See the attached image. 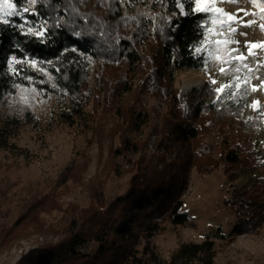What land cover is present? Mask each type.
<instances>
[{
    "label": "trees",
    "instance_id": "obj_1",
    "mask_svg": "<svg viewBox=\"0 0 264 264\" xmlns=\"http://www.w3.org/2000/svg\"><path fill=\"white\" fill-rule=\"evenodd\" d=\"M143 1L145 13L134 14L119 0H10L22 17L0 20V149L16 148L10 140L19 130L37 125L31 109L20 114L11 101L29 87L45 94L55 87L68 102L58 120L73 127L85 114L92 131L78 161L55 178L10 182L2 176L0 209L15 201L21 214L11 227L0 226V255L22 240L43 238L14 264H214L209 240L181 244L168 260L149 242L167 223L189 219L180 208L193 171L207 175L222 166L234 182L241 166L264 168L248 146L261 121L248 112L245 88L236 95L227 90L221 108L205 110L182 101L173 86V75L201 70L209 59L204 48L212 14L196 11L195 0H180L182 15L175 0ZM165 5L174 13L171 22L162 15ZM90 57L101 63L94 88ZM155 101L162 102L159 110L149 104ZM215 132L234 146L217 143ZM128 174L127 191L106 205V179ZM224 204L238 221L233 233H253L264 218V177L232 190Z\"/></svg>",
    "mask_w": 264,
    "mask_h": 264
},
{
    "label": "rangeland",
    "instance_id": "obj_2",
    "mask_svg": "<svg viewBox=\"0 0 264 264\" xmlns=\"http://www.w3.org/2000/svg\"><path fill=\"white\" fill-rule=\"evenodd\" d=\"M121 2L130 6L134 14L144 12L146 7L143 0L134 4L130 1L128 3L127 0ZM7 3H11L10 0H7ZM7 3L0 0V7H7ZM261 5H264V0H255V3L252 0H236L235 3L229 0H201V6L209 8L208 12L214 18L209 40L204 48L209 54V59L200 71L185 70L173 75V86L182 101L191 100L195 108L202 106L205 110L207 107L217 110L222 107L225 101L222 98L227 90L231 95L241 92L245 87V78L250 77L254 71L253 67H257L259 71L256 77L264 76V47H260L264 45V28L261 27L264 25V10ZM175 8L182 15L180 0H175ZM161 12L162 15H171L166 5L161 7ZM22 14L23 12H20V15ZM61 14L66 16L64 10ZM11 17L14 16H7L5 19L9 20ZM34 31L38 33L41 30ZM237 50L245 51L247 56L238 55ZM144 52L145 49L142 54ZM247 57L253 58L250 64L246 62ZM90 61L89 87L94 88L95 75L101 63L93 57H90ZM50 76L52 80L51 73ZM260 83V86L249 89L248 112L254 114L258 110L262 121L258 126V133L252 135L248 146L259 160H264V80ZM52 90L45 94L44 90L40 91L34 87L19 89L17 96L11 100L20 114L21 111L31 109L37 119V125L29 124L19 130L17 136L10 140L16 148L0 149V185L3 183V175L10 182L17 179L55 178L65 167L78 161L79 154L88 147L92 131L86 115L77 120L73 127L61 123L58 120V112L68 106L67 98L55 87ZM149 104H153L158 110L162 107L160 101ZM250 120L246 121L248 125H251ZM217 133L219 132L211 135L215 141L218 140L217 143L231 146L229 148L234 146L230 138V143H222L224 136ZM154 142L155 136H152L147 146L150 152L154 150ZM149 145H152V149ZM89 151L92 155L89 169L91 176L95 169L94 155L98 150L93 145ZM246 162L250 165V162ZM236 174V181L230 182L222 166L207 175H199L193 171L189 187L181 198L180 208V212L189 219L180 225L167 223L164 229L150 240L149 247L161 258L168 260L181 244L209 240L214 245V264H264V218L253 233L234 234L233 230L238 221L232 210L224 204V201L231 198L232 190L250 187L257 177H264V168L250 172L241 166ZM130 177V174L120 178L111 175L106 179L103 185L106 205L127 191ZM81 198L80 191H77L76 200ZM0 210L4 213L0 216V226L11 227L21 214V209L15 201L6 202ZM50 239L51 237L48 240ZM37 241L42 242L43 238L34 236L16 243L10 251L0 255V264H14L21 255L35 247ZM94 247L95 244L91 243L83 250L89 252Z\"/></svg>",
    "mask_w": 264,
    "mask_h": 264
},
{
    "label": "snow or ice",
    "instance_id": "obj_3",
    "mask_svg": "<svg viewBox=\"0 0 264 264\" xmlns=\"http://www.w3.org/2000/svg\"><path fill=\"white\" fill-rule=\"evenodd\" d=\"M229 2L235 3L236 0H229ZM252 2L255 3V0H252ZM3 3H7V0H3ZM195 4H196V9H195L196 11H199V12L210 11L209 8L201 6V0H195ZM260 7L262 10H264V5H261ZM24 10L27 11V9H24ZM218 11H222V10H218ZM15 15H20V12L16 10V7L13 4L7 3V7H0V20H3L4 23H8L5 17L15 16ZM261 27L264 28V25H261ZM257 46L258 45H252V47H257ZM260 47H264V45H260ZM221 71H223V69H221ZM213 82L215 83V81ZM220 90L221 89H217V91H220Z\"/></svg>",
    "mask_w": 264,
    "mask_h": 264
},
{
    "label": "bare ground",
    "instance_id": "obj_4",
    "mask_svg": "<svg viewBox=\"0 0 264 264\" xmlns=\"http://www.w3.org/2000/svg\"><path fill=\"white\" fill-rule=\"evenodd\" d=\"M260 48V47H259ZM240 49V48H239ZM238 52V55H240V56H247V54L245 53V51H242V50H237ZM251 51H255V50H251ZM253 58H250V57H247L246 58V62L248 61V63L250 64V62H251V60H252ZM205 69V68H204ZM253 73H252V75L250 76V77H246L245 78V82H244V85H245V93H246V95L247 96H249V89L251 88V87H258V86H260L261 85V83H260V81L261 80H264V76L263 77H256L257 76V74L259 73V71L257 70V67H253ZM200 71V70H199ZM243 88V89H244ZM243 89L241 90V92L243 91ZM224 91H226V89L224 90ZM246 107H250L249 106V102L246 104ZM253 116H255V117H257V118H259L260 119V121H262V118H261V116H260V112L258 111V110H256L255 112H254V114H252ZM261 125V124H260Z\"/></svg>",
    "mask_w": 264,
    "mask_h": 264
},
{
    "label": "built area",
    "instance_id": "obj_5",
    "mask_svg": "<svg viewBox=\"0 0 264 264\" xmlns=\"http://www.w3.org/2000/svg\"><path fill=\"white\" fill-rule=\"evenodd\" d=\"M120 2H121V0H120ZM128 3H129V1H127ZM122 4H123V6H125V8L128 10V11H132L133 12V9L129 6H126L123 2H121ZM167 6V5H166ZM168 7V6H167ZM131 8V9H130ZM135 12H139L138 10H134ZM151 12V11H150ZM150 12H149V14H150ZM182 14H183V11L181 10L180 11ZM141 13H145V10H144V12H140L139 14H141ZM171 15H169L168 16V14H164L163 16L167 19V21L168 22H171L172 21V18H173V16H174V13H171V12H169ZM21 17H22V15H20ZM113 30H115V29H113ZM170 30H171V32L172 33H176V28L175 27H173V26H170ZM73 39L75 40V41H78V37H76V36H73ZM143 49H145L144 48V46H142L141 47V49H140V53L142 54V52H143ZM149 147H150V149H152V145H149Z\"/></svg>",
    "mask_w": 264,
    "mask_h": 264
}]
</instances>
